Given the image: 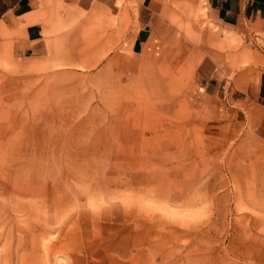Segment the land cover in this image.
<instances>
[{
  "label": "rangeland",
  "instance_id": "rangeland-1",
  "mask_svg": "<svg viewBox=\"0 0 264 264\" xmlns=\"http://www.w3.org/2000/svg\"><path fill=\"white\" fill-rule=\"evenodd\" d=\"M180 1L158 56L131 54L129 19L121 40L94 23L0 56V264H264V139L202 96L196 67L223 47Z\"/></svg>",
  "mask_w": 264,
  "mask_h": 264
},
{
  "label": "crops",
  "instance_id": "crops-1",
  "mask_svg": "<svg viewBox=\"0 0 264 264\" xmlns=\"http://www.w3.org/2000/svg\"><path fill=\"white\" fill-rule=\"evenodd\" d=\"M202 2L208 17L205 35L223 49H205L195 70L196 84L204 98L233 107L264 139V0H182L180 5L189 12L202 8ZM174 12L175 0H0V56L6 52L20 61L47 57L62 41H76L80 26L94 23L116 25L106 33L121 40L128 19L136 27L131 54L150 47L158 56L170 40L167 26ZM239 42L261 63L259 78L253 68L238 73L228 63V57L238 56Z\"/></svg>",
  "mask_w": 264,
  "mask_h": 264
}]
</instances>
